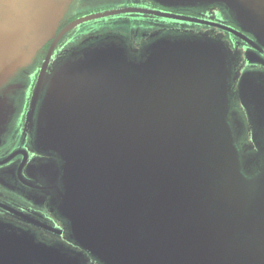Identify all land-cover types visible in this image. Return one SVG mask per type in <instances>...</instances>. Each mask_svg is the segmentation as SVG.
I'll return each mask as SVG.
<instances>
[{
    "label": "water",
    "instance_id": "95a60500",
    "mask_svg": "<svg viewBox=\"0 0 264 264\" xmlns=\"http://www.w3.org/2000/svg\"><path fill=\"white\" fill-rule=\"evenodd\" d=\"M73 1L0 0V89L56 38ZM154 1L222 7L264 47V0ZM232 94L227 53L199 38H165L138 58L103 44L61 65L36 146L60 162L52 204L77 247L99 264H264V77L241 84L250 144ZM21 245L22 262L65 263Z\"/></svg>",
    "mask_w": 264,
    "mask_h": 264
},
{
    "label": "flooded vegetation",
    "instance_id": "af4514ba",
    "mask_svg": "<svg viewBox=\"0 0 264 264\" xmlns=\"http://www.w3.org/2000/svg\"><path fill=\"white\" fill-rule=\"evenodd\" d=\"M165 38L221 45L231 65L232 111L249 129L241 84L247 74L264 77V47L224 8H168L154 0H74L56 38L0 89L9 102L7 112L0 111V264H34L14 253L18 243L30 252L36 245L52 248L64 264H99L77 247L67 221L52 204V180L60 162L37 149L40 110L54 74L74 55L113 43L138 58Z\"/></svg>",
    "mask_w": 264,
    "mask_h": 264
},
{
    "label": "rangeland",
    "instance_id": "374dc122",
    "mask_svg": "<svg viewBox=\"0 0 264 264\" xmlns=\"http://www.w3.org/2000/svg\"><path fill=\"white\" fill-rule=\"evenodd\" d=\"M72 4V3H71ZM92 19V18H91ZM66 62V61H65ZM247 128V127H246ZM248 128H249V126H248ZM247 130V129H246ZM245 134L246 135H244L245 137H247L248 138V143L250 144V131H245ZM62 217V216H61ZM63 218V217H62ZM64 219V218H63ZM65 220V219H64ZM69 228V227H68ZM70 232V231H69ZM71 236V235H70Z\"/></svg>",
    "mask_w": 264,
    "mask_h": 264
}]
</instances>
